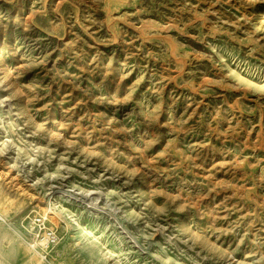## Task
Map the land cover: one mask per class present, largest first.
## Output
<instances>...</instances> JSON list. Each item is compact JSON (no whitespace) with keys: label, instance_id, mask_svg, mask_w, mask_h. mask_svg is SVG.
I'll return each instance as SVG.
<instances>
[{"label":"rangeland","instance_id":"374dc122","mask_svg":"<svg viewBox=\"0 0 264 264\" xmlns=\"http://www.w3.org/2000/svg\"><path fill=\"white\" fill-rule=\"evenodd\" d=\"M0 176L46 264H264V0H0Z\"/></svg>","mask_w":264,"mask_h":264},{"label":"built area","instance_id":"2783aa9c","mask_svg":"<svg viewBox=\"0 0 264 264\" xmlns=\"http://www.w3.org/2000/svg\"><path fill=\"white\" fill-rule=\"evenodd\" d=\"M50 223L47 215L37 214L33 217L35 233L30 246L45 258L59 246L62 238L59 229Z\"/></svg>","mask_w":264,"mask_h":264},{"label":"crops","instance_id":"0c3cea01","mask_svg":"<svg viewBox=\"0 0 264 264\" xmlns=\"http://www.w3.org/2000/svg\"><path fill=\"white\" fill-rule=\"evenodd\" d=\"M24 258L19 256L18 250L12 249L9 245L0 247V264H22Z\"/></svg>","mask_w":264,"mask_h":264},{"label":"bare ground","instance_id":"6f19581e","mask_svg":"<svg viewBox=\"0 0 264 264\" xmlns=\"http://www.w3.org/2000/svg\"><path fill=\"white\" fill-rule=\"evenodd\" d=\"M6 197L7 196L0 189V201L4 200V198H6ZM78 228L80 229L81 233H84V228L82 226H79ZM18 253H19V256H22L24 258V262L22 264H46V262L44 261V259L42 257L39 256V258H35V257L28 255L26 252V249L24 247H19Z\"/></svg>","mask_w":264,"mask_h":264}]
</instances>
